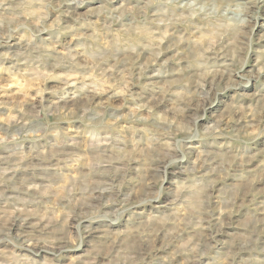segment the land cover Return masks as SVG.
<instances>
[{"label":"clouds","instance_id":"9594fccd","mask_svg":"<svg viewBox=\"0 0 264 264\" xmlns=\"http://www.w3.org/2000/svg\"><path fill=\"white\" fill-rule=\"evenodd\" d=\"M262 21L264 0H0V264H264L237 182Z\"/></svg>","mask_w":264,"mask_h":264},{"label":"rangeland","instance_id":"374dc122","mask_svg":"<svg viewBox=\"0 0 264 264\" xmlns=\"http://www.w3.org/2000/svg\"><path fill=\"white\" fill-rule=\"evenodd\" d=\"M252 40L254 49L264 48V21H262L256 28L255 32L253 33ZM249 66L251 67V65ZM173 67H175V65H173ZM261 83L264 84V81ZM257 87H260V85H257L254 82L253 87L247 89V91L252 92ZM235 99L236 96L234 92H226L220 94L219 97L210 101L208 104L209 118H213L215 115L223 113L235 101ZM261 149H264V138L253 145L251 154L255 158L249 161V163L243 169V172L238 171L237 182L240 183L245 188V190H248V181L255 177L256 183L250 186L251 190L257 193L260 200H264V151H261ZM248 198L251 199V196ZM156 246L159 247L158 244ZM158 254L165 255V253ZM49 258L54 259L53 257ZM55 264H67V262L58 260L55 261Z\"/></svg>","mask_w":264,"mask_h":264}]
</instances>
